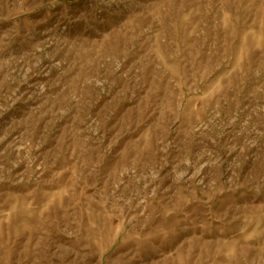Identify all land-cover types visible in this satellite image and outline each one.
Masks as SVG:
<instances>
[{"label":"rangeland","instance_id":"374dc122","mask_svg":"<svg viewBox=\"0 0 264 264\" xmlns=\"http://www.w3.org/2000/svg\"><path fill=\"white\" fill-rule=\"evenodd\" d=\"M0 264H264V0H0Z\"/></svg>","mask_w":264,"mask_h":264}]
</instances>
